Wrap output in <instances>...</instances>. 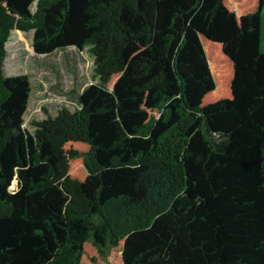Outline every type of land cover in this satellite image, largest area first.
I'll list each match as a JSON object with an SVG mask.
<instances>
[{
	"label": "trees",
	"instance_id": "trees-1",
	"mask_svg": "<svg viewBox=\"0 0 264 264\" xmlns=\"http://www.w3.org/2000/svg\"><path fill=\"white\" fill-rule=\"evenodd\" d=\"M263 7L0 0V264H264ZM14 31L94 57L33 130Z\"/></svg>",
	"mask_w": 264,
	"mask_h": 264
},
{
	"label": "rangeland",
	"instance_id": "rangeland-1",
	"mask_svg": "<svg viewBox=\"0 0 264 264\" xmlns=\"http://www.w3.org/2000/svg\"><path fill=\"white\" fill-rule=\"evenodd\" d=\"M32 31H14L7 43L4 64L6 75L27 73L33 91L25 126L34 129V121L49 114L56 115L63 107L74 111L79 107V95L94 81V57L89 48L59 49L52 54L39 55L33 49ZM261 49L264 52V7L262 10Z\"/></svg>",
	"mask_w": 264,
	"mask_h": 264
}]
</instances>
